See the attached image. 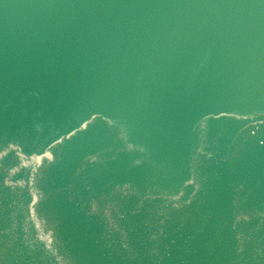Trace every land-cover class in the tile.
Segmentation results:
<instances>
[{"label":"water","instance_id":"95a60500","mask_svg":"<svg viewBox=\"0 0 264 264\" xmlns=\"http://www.w3.org/2000/svg\"><path fill=\"white\" fill-rule=\"evenodd\" d=\"M0 264H264V0H0Z\"/></svg>","mask_w":264,"mask_h":264}]
</instances>
